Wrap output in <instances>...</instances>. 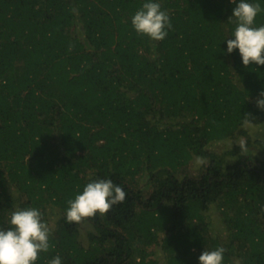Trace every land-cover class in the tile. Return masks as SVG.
<instances>
[{
  "label": "trees",
  "instance_id": "trees-1",
  "mask_svg": "<svg viewBox=\"0 0 264 264\" xmlns=\"http://www.w3.org/2000/svg\"><path fill=\"white\" fill-rule=\"evenodd\" d=\"M142 2L0 0V226L22 207L39 208L46 223L59 215L36 264L57 255L62 264H159L143 247L157 241L163 264H199L204 248L220 246L224 264H264V160L244 153L247 144L212 148L264 123V65L223 51L236 26L230 0H160L172 22L163 40L133 28ZM198 156L206 161L193 173ZM98 178L126 198L83 218L96 229L86 246L83 219L65 213ZM215 204L225 233L211 231Z\"/></svg>",
  "mask_w": 264,
  "mask_h": 264
},
{
  "label": "clouds",
  "instance_id": "clouds-1",
  "mask_svg": "<svg viewBox=\"0 0 264 264\" xmlns=\"http://www.w3.org/2000/svg\"><path fill=\"white\" fill-rule=\"evenodd\" d=\"M234 5L231 18L235 28L222 41L227 42L226 53L238 49L242 64L264 65V24L257 26L256 17L262 10L261 0H230ZM136 32L153 40H163L168 35L172 22L169 13L162 8L160 0H143L131 17ZM231 37V38H228ZM264 108V92L257 100ZM126 198L123 187L111 178H98L85 184L82 191L68 201L65 219L80 222L83 218L106 213L113 205ZM8 227L0 226V264H36L41 252L50 248V229L37 207H22L11 212ZM225 249L220 246L204 248L198 256L199 264H224ZM49 264H62L57 255Z\"/></svg>",
  "mask_w": 264,
  "mask_h": 264
},
{
  "label": "rangeland",
  "instance_id": "rangeland-1",
  "mask_svg": "<svg viewBox=\"0 0 264 264\" xmlns=\"http://www.w3.org/2000/svg\"><path fill=\"white\" fill-rule=\"evenodd\" d=\"M246 128L249 131V134L247 136L242 135V136H238L233 140L218 141L213 144L212 146L213 150L219 152H228L233 150L235 146L239 144H247L248 147L244 149V153H246V151L247 152L252 151L253 153L251 154L253 155L254 158L264 160V149L258 143V138L264 139V123L255 124V125L249 124L246 125ZM235 159H236L235 156L228 157L229 161H233ZM205 161H206L205 158L201 156L196 157L192 162V172L198 173L199 169H201ZM137 181L140 187L144 190L145 195L148 196L152 189V185L149 180V175L141 171L137 176ZM209 213L211 215V218L208 219L211 222V227H212L211 231L217 230L219 232L225 233L227 231V222L224 215L221 214L219 206L217 204L213 205ZM58 218L59 215L55 214L51 216L49 222H47L49 229L52 231L50 232V237L53 236V233L60 227L58 223ZM92 233H96V229L94 225L90 221L83 219L80 226V239L86 246H88L89 243L91 242ZM160 236L161 237L159 240H164L165 238L164 234L161 233ZM140 243H142L141 240ZM145 243H143L144 246L143 245L142 246L146 247V251L148 252L147 257L153 256V258L159 261V264H163L166 251L164 250L165 246L162 243V241L160 242L157 241L156 243L153 242V244H150L149 246L147 243L146 244Z\"/></svg>",
  "mask_w": 264,
  "mask_h": 264
}]
</instances>
